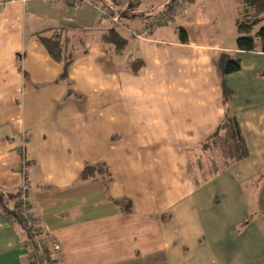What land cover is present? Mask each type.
<instances>
[{"label":"crops","instance_id":"crops-1","mask_svg":"<svg viewBox=\"0 0 264 264\" xmlns=\"http://www.w3.org/2000/svg\"><path fill=\"white\" fill-rule=\"evenodd\" d=\"M72 2L11 0L0 11V188L26 180L31 214L59 247L54 264H264V52L236 47L241 0H190L141 36L125 16L120 53L101 39L113 26L97 3ZM52 32L72 53L66 81L39 40ZM220 51L240 60L224 80L248 155L196 182L189 152L225 111ZM135 58L139 73L127 68ZM96 163L111 173L107 191L79 178ZM122 197L131 211L111 200ZM0 264H36L1 209Z\"/></svg>","mask_w":264,"mask_h":264},{"label":"trees","instance_id":"trees-1","mask_svg":"<svg viewBox=\"0 0 264 264\" xmlns=\"http://www.w3.org/2000/svg\"><path fill=\"white\" fill-rule=\"evenodd\" d=\"M97 3V6L101 8L107 14L119 13L120 23L112 22V28L102 34L101 39L104 43H110L112 49L117 53H120L126 45V39L118 33L115 29L117 26H124L123 19L125 16L136 17L141 22V31L144 27L143 22L154 21L159 16L167 15V19L163 22L166 23L173 12L172 6L175 0H164L159 7L151 8L147 11L140 12L136 9L139 0H128L124 7L119 5L118 0H91ZM72 3H85L82 0H77ZM242 11L240 16L235 20L236 47L242 51H260L264 52V0H241ZM149 16V17H146ZM140 18V19H139ZM132 31L137 29L129 28ZM151 30V29H150ZM149 30V32H150ZM179 38L181 41L187 40V35L183 27H177ZM39 40L45 47L48 54L62 65V72L59 75V79H68V69L73 60L72 53L69 52L66 43L61 39L59 32H52L50 35L39 36ZM215 65L220 77L221 89H222V101L224 104V115L219 122L216 129L204 138L198 145L193 148L189 154L195 150L200 149L201 152L210 151L211 149L220 147V150L224 153V164L221 167L210 168L206 175L202 173L203 178L199 179L196 175V182H203L209 178L219 174L223 169L230 164L237 162L248 155V149L246 142L242 135L239 122L237 118L230 114L228 111V103L233 93L225 83V76L229 73L236 72L240 69V60L234 57L230 52L220 51L215 56ZM127 68L133 73H139L142 68V60L140 58L127 60ZM259 76L264 79V67L258 72ZM191 156V155H190ZM193 166V162L190 159ZM215 162V161H213ZM198 163V162H197ZM25 166V162H22ZM215 164V163H214ZM202 168V164L199 165ZM80 180L99 179L104 189L107 191L111 181V173L106 166L102 163L86 164L80 172ZM26 183V180L24 181ZM27 184V183H26ZM27 190V189H26ZM24 190L26 193L27 191ZM22 193V187L19 186L15 190H3L0 188V209L8 217L18 222L24 229L30 248L33 253V261L37 262V247L35 242L28 235V231L24 225V222L20 217V196ZM117 204L123 212L131 211V201L125 197L118 199H111ZM40 229V227H39ZM41 230V229H40ZM44 234V233H43ZM45 236V235H44ZM46 237V236H45ZM47 239V237H46ZM47 241H49L47 239ZM54 264V259H51Z\"/></svg>","mask_w":264,"mask_h":264},{"label":"built area","instance_id":"built-area-1","mask_svg":"<svg viewBox=\"0 0 264 264\" xmlns=\"http://www.w3.org/2000/svg\"><path fill=\"white\" fill-rule=\"evenodd\" d=\"M11 0H0V11L2 10V8L4 7V5L9 2ZM54 1V0H51ZM69 1H77V0H69ZM83 2H89L90 0H82ZM190 0H175L173 2V12H178L182 9V7H184ZM98 9L100 10V13L102 16H107L111 21H113L114 23L119 24L120 20H119V15L121 13V11L123 10V8L120 10L119 13H115V14H107L106 12H104L101 8L98 7ZM167 19V15L165 16H159L157 17L154 21L152 20V22L150 21H146L143 22L142 25L144 27L143 31L141 32H137V31H132L130 30L132 33H134L135 35L141 36L142 34H146L149 32V30L154 26V25H161L163 24V22ZM25 181V180H24ZM23 181L21 187H22V193L19 199L20 202V217L21 220L24 222V225L27 229V233L28 235H30L31 239L35 242L36 247H37V262L36 264H52L51 259H52V255L51 252L53 250H58L59 247L58 245H54V244H50L49 241H47L46 237L44 236L43 232L39 229L38 224L36 223V221L34 220V217L31 214L30 211V205H29V201L27 198L26 193L24 192V190L27 189V185L26 183Z\"/></svg>","mask_w":264,"mask_h":264},{"label":"rangeland","instance_id":"rangeland-1","mask_svg":"<svg viewBox=\"0 0 264 264\" xmlns=\"http://www.w3.org/2000/svg\"><path fill=\"white\" fill-rule=\"evenodd\" d=\"M233 9L229 10V14L225 15L224 21L222 20L223 27L221 29L227 31L228 28L231 26V19L234 15ZM237 14V13H236ZM217 148L211 149L210 151H204L201 152L200 149H195L190 153V159L193 162V170L194 174L199 178L202 179L204 175H206L207 171H209L210 168L221 167L224 164V153L222 150H220V147L218 146V142L216 145ZM215 161V162H213ZM198 162V163H197ZM215 163V164H214ZM202 164V168L199 167V165ZM205 171V172H204ZM204 172V175L202 176V173ZM248 184H245V186Z\"/></svg>","mask_w":264,"mask_h":264}]
</instances>
